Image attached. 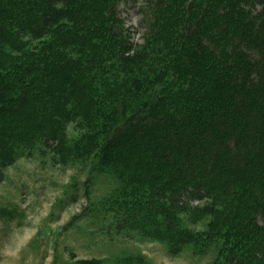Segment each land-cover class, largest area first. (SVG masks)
Returning <instances> with one entry per match:
<instances>
[{
	"label": "trees",
	"instance_id": "16d2710c",
	"mask_svg": "<svg viewBox=\"0 0 264 264\" xmlns=\"http://www.w3.org/2000/svg\"><path fill=\"white\" fill-rule=\"evenodd\" d=\"M120 1L0 0V167L59 140L77 118L86 137L77 144L95 149L93 168L121 159L154 177L137 189L164 198L195 183L225 203L234 244L221 254L251 264L264 249V0H149L161 23L131 56L115 14ZM204 100L222 117L249 112L244 125L254 136L233 115L201 119ZM102 133L110 137L96 143ZM142 195L163 214L155 229L172 245L188 242L172 206Z\"/></svg>",
	"mask_w": 264,
	"mask_h": 264
},
{
	"label": "rangeland",
	"instance_id": "374dc122",
	"mask_svg": "<svg viewBox=\"0 0 264 264\" xmlns=\"http://www.w3.org/2000/svg\"><path fill=\"white\" fill-rule=\"evenodd\" d=\"M148 3L123 0L116 6L124 32L121 36L131 45L130 56L151 41L161 23L153 19ZM158 36L165 38L162 33ZM205 101L199 105L201 119L209 122L211 118L213 124L214 118L232 121L233 115L243 134L254 136L244 125L249 112H228L222 117L214 100H210L213 107L210 102L205 106ZM201 119L195 115L194 124ZM84 134L85 126L73 119L59 140L24 149L14 162L0 167V264H242L239 257L227 263L220 251V247L234 244V234L225 233L228 225L221 217L225 203L196 191L195 183L170 195L164 189V198L153 189H137L136 183H155L154 177L145 168L136 171L131 162L123 164L121 159L93 168L95 149L84 153L77 144L79 138L86 139ZM100 137L104 141L110 136L98 134L96 143ZM142 192L151 194L154 204L162 197L172 206L185 237H190L188 242L172 245L167 232L155 229V220H162L163 214L158 208L150 210L151 203L146 208L149 202ZM263 224L260 217L257 225ZM263 254L264 249H259L251 264H264Z\"/></svg>",
	"mask_w": 264,
	"mask_h": 264
}]
</instances>
